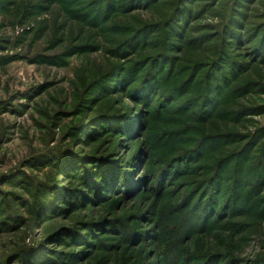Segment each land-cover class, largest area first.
Here are the masks:
<instances>
[{"label":"rangeland","instance_id":"rangeland-1","mask_svg":"<svg viewBox=\"0 0 264 264\" xmlns=\"http://www.w3.org/2000/svg\"><path fill=\"white\" fill-rule=\"evenodd\" d=\"M153 1L0 0V264H264V0Z\"/></svg>","mask_w":264,"mask_h":264},{"label":"trees","instance_id":"trees-1","mask_svg":"<svg viewBox=\"0 0 264 264\" xmlns=\"http://www.w3.org/2000/svg\"><path fill=\"white\" fill-rule=\"evenodd\" d=\"M153 1V0H152ZM156 1V0H155ZM155 1H153V2H155ZM241 1V0H240ZM107 2H105V4L104 5H106V7H107ZM190 1L189 0H177V2L175 1L174 2V6H175V10H173L171 13H170V17L173 19V21H174V19H176V21H174V23L172 24V28H174V27H177L176 28V31H177V33L178 34H180V26H179V24L181 23V22H179V15H180V13H181V11L183 10V9H189L188 7L190 6ZM173 6V7H174ZM99 14H102L101 13V11H99L98 12ZM84 18V17H83ZM260 25V24H259ZM258 25V26H259ZM161 26V25H160ZM264 26H262V25H260L259 27H258V31L256 32V30L255 31H248L247 33H245L243 36H248V35H250L252 38H255L256 39V44L255 45H253L251 48V51L253 52V53H260V54H262L263 56H264V29H262ZM260 29H262V30H260ZM263 31L262 33H260V31ZM239 37H241L240 35H237V38H239ZM236 38V37H235ZM232 39V38H231ZM213 81H208V85H207V89H206V91H205V96H207L206 97V99H205V101H203L202 103H206V108H209V107H212L213 109L217 106L216 104L218 103V102H220L222 99H223V92H224V90H221L220 89V91H219V93H217V94H219V101H216V103L215 104H213V96H214V90L216 89V86L217 85H219V83L221 82L222 83V81H221V79H222V75H219V77H218V75L217 74H214L213 75ZM219 78H220V82H219ZM226 79H227V77H225ZM221 85V84H220ZM224 86V85H223ZM152 90V89H151ZM151 90H148L147 88H145L144 90H142V89H139L137 92H141V94H143V95H147V93L149 92V91H151ZM120 116L122 117V116H124V114H120ZM108 118L106 117V120H107ZM107 123H109V122H107ZM93 157L95 158V159H100V158H108V156L106 155V154H104V153H101V152H95V153H93ZM113 156H111V158H112ZM257 158H260V157H257ZM262 161L264 162V157L262 156ZM242 164V163H241ZM80 172H82V171H80Z\"/></svg>","mask_w":264,"mask_h":264}]
</instances>
